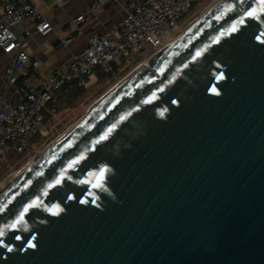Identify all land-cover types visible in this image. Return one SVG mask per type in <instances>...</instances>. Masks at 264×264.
<instances>
[{"label": "water", "instance_id": "water-1", "mask_svg": "<svg viewBox=\"0 0 264 264\" xmlns=\"http://www.w3.org/2000/svg\"><path fill=\"white\" fill-rule=\"evenodd\" d=\"M260 8L218 5L94 103L0 196V264H264Z\"/></svg>", "mask_w": 264, "mask_h": 264}, {"label": "built area", "instance_id": "built-area-1", "mask_svg": "<svg viewBox=\"0 0 264 264\" xmlns=\"http://www.w3.org/2000/svg\"><path fill=\"white\" fill-rule=\"evenodd\" d=\"M68 0H55L59 5ZM109 1L96 0L93 11H100ZM198 0H143L128 1L125 16L119 26L103 36L93 35L88 46L70 57L47 80L38 85L28 83L24 95L13 106L0 108V158L10 146L18 153L26 151L38 133L53 134L58 126V92L65 85L77 83L86 86L97 70L112 73L113 66L133 57L144 58L162 54L182 33L187 14ZM27 19H39L35 31L46 36L52 31L49 21L42 17L32 0H2L0 9V48L3 53H15L9 83L16 84L26 74L28 54L22 39L13 27ZM72 35L64 41L69 44ZM52 121L46 128V121Z\"/></svg>", "mask_w": 264, "mask_h": 264}, {"label": "crops", "instance_id": "crops-1", "mask_svg": "<svg viewBox=\"0 0 264 264\" xmlns=\"http://www.w3.org/2000/svg\"><path fill=\"white\" fill-rule=\"evenodd\" d=\"M95 1L68 0L59 5L55 0H32L40 15L49 21L52 31L46 36L38 34L34 26L39 19H27L13 27L28 54L26 74L19 77L23 79L21 85L9 83L7 71L13 66L15 53L5 54L0 48V108L13 106L23 97L28 83L35 86L47 80L72 55L85 50L89 37L115 30L125 16L126 3L131 0L109 1L97 12L92 10ZM1 4L2 0L0 9ZM68 34L72 35V41L65 44Z\"/></svg>", "mask_w": 264, "mask_h": 264}, {"label": "rangeland", "instance_id": "rangeland-1", "mask_svg": "<svg viewBox=\"0 0 264 264\" xmlns=\"http://www.w3.org/2000/svg\"><path fill=\"white\" fill-rule=\"evenodd\" d=\"M213 0H198L182 18L185 23L182 29L194 23L201 17L205 9ZM144 58L133 57L130 60H123L116 64L118 67L111 75L102 78L94 75L84 86L82 93L65 102H62L58 112L57 119L58 126L53 130V134L38 133L34 139L27 144L26 151L18 153L15 147L10 146L3 157L0 158V182L4 181L10 174L17 172L21 173L27 169L30 161L39 154L44 153L52 143L59 137L66 134L72 127H74L87 113L93 104L110 92L116 84L125 81L138 67ZM101 100V99H100ZM52 121H46V128L50 127Z\"/></svg>", "mask_w": 264, "mask_h": 264}, {"label": "bare ground", "instance_id": "bare-ground-1", "mask_svg": "<svg viewBox=\"0 0 264 264\" xmlns=\"http://www.w3.org/2000/svg\"><path fill=\"white\" fill-rule=\"evenodd\" d=\"M227 1H232V0H213L212 1V3L211 4H209L208 6H207V8L205 9V11H204V13L201 15V17L202 16H204L205 14H207L208 12H210L212 9H214L215 7H217L218 5H220V4H222V3H224V2H227ZM200 17V18H201ZM198 20V19H197ZM193 23H191V25H192ZM190 25V26H191ZM188 28V27H187ZM160 56V54H155V55H152V56H150V57H148L147 59H145V60H143L142 61V63H140L139 65H138V67L135 69V71L134 72H136V71H138V70H140V69H142V68H144L145 66L148 68V69H150L151 67H152V65H153V63L157 60V58ZM133 72V73H134ZM132 73V74H133ZM123 81H121V82H119L118 84H116V86L115 87H117L118 85H120L121 83H122ZM114 87V88H115ZM113 90V89H112ZM111 90V91H112ZM99 102V101H98ZM93 107V106H92ZM92 107H91V109H92ZM91 109H89V110H91ZM73 128V127H72ZM71 128V129H72ZM70 129V130H71ZM69 130V131H70ZM68 131V132H69ZM67 132V133H68ZM66 133V134H67ZM66 134H64V135H66ZM64 135H62L61 137H59L54 143H52L51 145H50V147L44 152V153H42V154H39V155H36L31 161H30V163H29V165H28V167H27V169H25L24 170V172H21V173H17V172H14V173H12V174H10L4 181H1L0 182V196L7 190V189H9L31 166H33L54 144H56L59 140H61V138H63V136Z\"/></svg>", "mask_w": 264, "mask_h": 264}, {"label": "trees", "instance_id": "trees-1", "mask_svg": "<svg viewBox=\"0 0 264 264\" xmlns=\"http://www.w3.org/2000/svg\"><path fill=\"white\" fill-rule=\"evenodd\" d=\"M117 65L113 66V72L114 70L117 68ZM112 72V73H113ZM112 73H103L100 70H97L95 72V75H97V77L102 78L104 76H108L111 75ZM87 81V79H85ZM23 83V79L22 78H18L16 84H22ZM84 89V86H79L76 82L72 83V84H68L65 85L64 87H62V89L58 92L57 97H58V109L61 105L62 102H65L66 100H69L75 96H78L82 93ZM57 109V110H58Z\"/></svg>", "mask_w": 264, "mask_h": 264}, {"label": "snow or ice", "instance_id": "snow-or-ice-1", "mask_svg": "<svg viewBox=\"0 0 264 264\" xmlns=\"http://www.w3.org/2000/svg\"><path fill=\"white\" fill-rule=\"evenodd\" d=\"M259 2H260V4H261V8L259 9V11L260 12H264V0H259ZM257 9H255V8H253V9H251V10H249V11H247L246 13H245V15H247V16H249V17H255V16H257ZM241 22H243V21H241ZM232 31H235V25H233V27H232V29H231ZM197 55H199V53H197ZM213 91H215V89H213ZM101 139H105V136H102L101 137ZM72 165L71 164H69V167H71ZM60 181L59 180H57L56 181V183H59ZM49 187H51V185H49ZM32 205H28V206H26L25 207V209H24V211H27L28 210V207H31ZM22 217H23V213H21V216L18 218V221L20 220V219H22ZM13 227H15V223L13 224Z\"/></svg>", "mask_w": 264, "mask_h": 264}]
</instances>
